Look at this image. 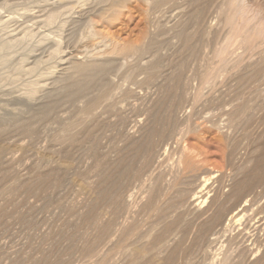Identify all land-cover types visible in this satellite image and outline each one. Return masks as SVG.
Returning <instances> with one entry per match:
<instances>
[{
    "label": "rangeland",
    "instance_id": "rangeland-1",
    "mask_svg": "<svg viewBox=\"0 0 264 264\" xmlns=\"http://www.w3.org/2000/svg\"><path fill=\"white\" fill-rule=\"evenodd\" d=\"M189 1L0 0V146L4 147L0 154V264H58L66 259H72L73 264H95L94 260L84 259L81 251L96 240L98 224L111 218L110 207L102 205L100 200L97 202L103 174L109 172L119 155L127 151L130 141L139 139L144 133L149 125L147 113L154 103L165 96L168 88L165 89V86L171 83L179 69L181 76L186 77L184 81L190 79L186 82L193 84L188 85L190 93L196 90L208 64L216 62V47L226 36V29L218 23V39L208 42V37L204 35L203 40H198V34L192 39L197 46H201L200 49L197 47L199 57L187 50L180 33L185 29L202 32L212 25L217 26L218 19L214 17L218 16V11L219 20L224 17L222 13L220 15L223 2L217 1L210 7L212 13L209 17L212 18L209 23L197 26L189 14L205 0L200 4L199 0H192L195 4ZM252 2L255 7H264V0ZM36 18L42 19L37 21ZM7 32L13 34L10 36ZM205 40L207 47L204 46ZM238 52H243L242 48ZM200 56L206 58L207 65ZM254 60L256 62L250 64L248 58L245 59L242 73L253 74L261 63L257 55ZM202 61L204 65L199 64ZM77 63L79 66L102 64L104 70L81 89L79 84L85 76L77 70ZM236 71L222 72L211 90L213 96L223 94L219 99L230 102L229 110H233L240 101L242 93L239 87H243L245 96L255 97L257 92L254 90L259 83H236L239 81ZM233 80L236 81L233 83ZM231 136L235 141L239 138L238 132H233ZM224 140L221 142L223 145L213 138L204 146L201 144L204 148L200 145L205 150L202 155L204 161L208 160L202 162L204 169L200 165L198 184L195 181L196 184L191 187V195L200 189L202 177L213 178L208 182L212 192L222 178L226 190L223 187L221 190L228 191L235 174L229 161L238 163L241 150H236L231 156V148ZM169 161L172 159L167 153L164 162L156 164L155 171H162L166 166L171 168L168 166L173 161L171 164ZM145 183L146 180H143L136 184L139 187L134 189V200L128 196L129 193L125 194L121 210L125 214L123 216L119 212L118 219L121 221L122 216L123 221L117 222L113 239L119 236L124 225L128 227L133 220L139 222L138 231L145 232L141 240L149 248L158 225H152L153 222L155 224L156 213L144 207L149 199V182ZM141 194L148 198L140 197ZM127 197L130 206L126 203ZM129 212L134 214L131 216ZM150 226L155 228L150 229ZM120 262L115 264L125 263Z\"/></svg>",
    "mask_w": 264,
    "mask_h": 264
},
{
    "label": "bare ground",
    "instance_id": "bare-ground-1",
    "mask_svg": "<svg viewBox=\"0 0 264 264\" xmlns=\"http://www.w3.org/2000/svg\"><path fill=\"white\" fill-rule=\"evenodd\" d=\"M194 1L196 2V0ZM194 1L191 0L192 4H195ZM201 1L202 0H199L198 4H200ZM217 1L223 2L220 15L222 13L224 17L222 21H220L218 11V16L214 17L218 19L216 25L220 23L222 29L225 28V33H227L219 46L216 47L214 53L216 62L212 65L208 64L199 86L196 87V90L192 93L189 91L191 89L188 90V85L191 84H188L190 79H186V81L189 80L188 83L184 81L186 77L183 78L184 75L183 77L181 76V70L179 69L180 71H177L175 77L173 79L171 77V83L168 85V82V86H165V89L168 87L165 96L156 103H152L153 106L147 113L149 125L144 133L141 134L139 139L137 138L136 140L135 138L133 142H131L132 140L130 139L131 144L128 145V147H126L127 145L125 146L127 151L123 153L118 152L121 154L119 155L120 157L116 159L117 161L115 160L116 163L113 162V164L115 163L113 168H111L109 172H106L105 175L103 174L102 176L101 174L100 199H98L97 202L100 200L102 205L110 207L111 218L106 222L99 221L101 223L98 224V230H96L98 231L96 240H94L93 244L87 247L85 246L86 248L81 251V256H83L84 259L88 258L94 260L95 264H115L117 261H121L120 263L124 261L126 264H155L157 262V264H264V7H255L252 0H205L204 3L202 2V5H197L194 9H191L189 18L193 19L197 26L200 24L206 25V22L212 18L209 17L212 13L210 7H213ZM67 11L69 12L68 9L65 12ZM214 14L216 15V13ZM58 15L59 12L57 16ZM12 18L11 16L10 19ZM39 20L37 19V21ZM192 22L193 21H191V23ZM195 23L193 24L194 27ZM207 23H209V21ZM218 26L219 25H212V27L209 28L212 31L207 28V30H202V32L187 31L185 29V31L180 33L183 38V46L187 50H190V52L194 54L197 53V50H199L201 46H197L193 41L194 44L192 39L197 37L198 34V40H203V38H205L203 36L205 35L208 37V42H212V40L219 38V35H216L219 30ZM217 28L218 30L216 31ZM182 29L183 28H181V30ZM12 34H10V36ZM180 34L179 37L181 36ZM19 41L20 40H18V42ZM207 45L206 42L204 46L207 47ZM115 47L117 50V46ZM197 47L199 49H197ZM205 47L202 49H205ZM241 48L243 52H238ZM212 53H210V55ZM256 55L260 58L259 62L261 63H257L258 65L255 71H253V74L242 73L241 66L245 62V59L248 58L250 64H253L256 62V60H254ZM196 56L199 57V54L197 53ZM205 59L202 60L205 61ZM204 61L199 64H203ZM205 63L207 62L205 61L204 64ZM71 65H74L73 62ZM240 67L241 70H239ZM76 68L85 76V79L83 81L81 80L82 82L79 84L81 89L84 88L96 74H99V72L101 74V71L104 70L102 64H91L87 66H79L78 64ZM184 68H186V66ZM190 69L191 67L189 70ZM226 70H237L236 78L239 81L233 80V83L234 81H236V83H247L248 81L258 83L259 81L254 90L257 92L255 97L245 96L243 93L244 91L242 92L243 87H239V91L241 90L242 94H240L239 103L233 110H229L228 108L229 101L226 99H219L223 94L216 97L211 93L213 84H215L219 76L223 74L222 72ZM202 72H204V68ZM170 75H172V73ZM166 80L167 79H165V82ZM195 83L197 84V82ZM217 84H219V82ZM227 86H229V84ZM162 91H164V89ZM96 100L99 101V99ZM94 106H96L95 102ZM187 107H189L190 110L189 108L187 109ZM27 125L28 124H26V126ZM144 128L145 127H143V129ZM117 130L119 131V129ZM233 132H238L239 138L236 141L233 139L235 135L233 137L231 136ZM212 138L218 140L220 143L225 139L226 145L231 148V156L234 155L236 150H241V153L238 151L239 154H241L238 163L233 160L229 161V165L232 166L235 173L233 180L228 191L223 192L221 189L225 182L220 178L217 188L214 186L215 190L212 192L211 188H208V182L212 178L210 174L209 176L211 178L202 177L204 178L203 180L200 178V180H202L199 187L200 189L191 195V187L196 183L198 184L197 178L200 176L198 171L200 170V165L204 161L202 155H204L203 152L205 150L203 151L202 148H204V144ZM71 140L73 139L71 138ZM201 144H203V146ZM200 145L202 148H200ZM221 145L223 144L221 143ZM207 149L210 150L209 148ZM3 150L4 147L0 146V154ZM167 153L173 161H169V163L172 162V165L168 166L171 168H167L166 166V169L156 172V164L161 161L164 162L165 154L167 155ZM222 154L224 155L223 152ZM235 160H237L236 157ZM106 165L104 166L107 167ZM202 168L204 169L203 164ZM214 169L215 168H213V170ZM222 169L223 168H221V170ZM227 179L230 180L229 177ZM143 180H146V183L147 181L149 182V199L146 200L147 202L144 200L146 204L144 205L143 202V205L150 211L156 213L154 214L156 218L154 216L152 217L155 218V224H153V222L152 225H158L157 231L152 235L149 248L145 244H142L143 242L141 239L145 236V232H139V222L137 223L133 220L128 227L124 225V229H122L121 232L119 231V236L113 239V236L116 234L117 222L120 221L118 216L120 213H123L121 210H123L125 194L129 193L128 196L133 199L135 197L134 189L137 186L139 187V185L136 186V184ZM211 184L212 182H210V185ZM142 185L143 184H141V186ZM224 189L223 187V190ZM205 190L208 191L203 194ZM145 193L147 194V192ZM210 193L212 195H209ZM142 196L144 195L141 194L140 197ZM126 199L128 200V197ZM129 200L126 203L131 205ZM135 203L133 204L135 205ZM141 205H139V207ZM136 207L137 206H135V208ZM133 211L135 212V210ZM124 212L127 211L124 209ZM134 212L129 213H132V216ZM143 212L145 213V211ZM124 214L125 213H123V216ZM121 217L120 219L123 221ZM99 218L100 212H98L97 216V219ZM125 218L126 216L124 219ZM131 218L128 219L131 221ZM135 218L136 217H134V219ZM141 218L143 219V217ZM127 222L126 224H128ZM153 226H150V229ZM154 228L155 227H153V229ZM147 231L149 232L148 229ZM146 237H148V235ZM251 258H253L252 261H250ZM58 264H73V262L72 259H66V261L58 262ZM83 264L85 263L83 262Z\"/></svg>",
    "mask_w": 264,
    "mask_h": 264
}]
</instances>
